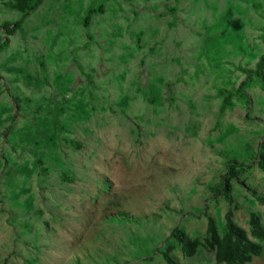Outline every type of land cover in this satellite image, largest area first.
I'll list each match as a JSON object with an SVG mask.
<instances>
[{
  "label": "rangeland",
  "instance_id": "1",
  "mask_svg": "<svg viewBox=\"0 0 264 264\" xmlns=\"http://www.w3.org/2000/svg\"><path fill=\"white\" fill-rule=\"evenodd\" d=\"M12 3L0 0V264H166L170 246L181 264H216L208 222L224 235L229 212L259 242L264 92L252 83L251 108L221 114L220 90L264 57V0H44L8 35L26 14ZM230 162L248 166L231 201ZM177 228L200 241L194 257Z\"/></svg>",
  "mask_w": 264,
  "mask_h": 264
},
{
  "label": "trees",
  "instance_id": "2",
  "mask_svg": "<svg viewBox=\"0 0 264 264\" xmlns=\"http://www.w3.org/2000/svg\"><path fill=\"white\" fill-rule=\"evenodd\" d=\"M44 0H13L12 8L17 11L26 13L24 18L15 23H4L1 27L2 30L8 35L16 34L23 26L24 20L32 15L43 3ZM102 9V6L93 8L90 15L97 13ZM90 20V19H89ZM11 40L8 38L3 44V48H8ZM45 69V65L42 64ZM242 73L246 79L242 82L236 92H230L228 90H220V95L223 98L221 106V114H225L227 111L235 108L237 103L243 104L248 109L251 108L252 99L249 95L247 88L252 83L257 82L261 90L264 92V57L258 63L256 69H242ZM237 100V101H235ZM260 168L264 171V153L260 154ZM248 170V166L237 162H230L227 165V175L224 179V193L227 198L231 201L230 193L232 186L230 184L232 179L238 178ZM256 200L264 206V196L255 193ZM250 225L252 228L253 236L259 241H252L247 232L239 227L233 220V213L229 212L226 215V233L221 235L217 223L213 218H209L208 222V238L207 246L216 251V264H249L257 257L263 254L264 247V225L259 215L253 214L251 216ZM173 236L182 246L183 254L188 257H194L199 247L201 246L200 241L190 240L186 234L178 228L174 231ZM174 247L170 246L166 252L163 253V258L166 264H181L171 257V253Z\"/></svg>",
  "mask_w": 264,
  "mask_h": 264
}]
</instances>
